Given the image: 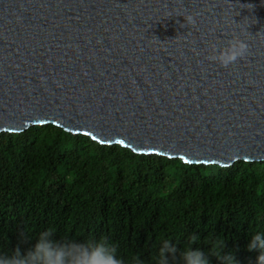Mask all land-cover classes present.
<instances>
[{
	"label": "water",
	"instance_id": "water-1",
	"mask_svg": "<svg viewBox=\"0 0 264 264\" xmlns=\"http://www.w3.org/2000/svg\"><path fill=\"white\" fill-rule=\"evenodd\" d=\"M234 33L246 59H206ZM51 123L187 163L264 161V0H0V133Z\"/></svg>",
	"mask_w": 264,
	"mask_h": 264
},
{
	"label": "trees",
	"instance_id": "trees-1",
	"mask_svg": "<svg viewBox=\"0 0 264 264\" xmlns=\"http://www.w3.org/2000/svg\"><path fill=\"white\" fill-rule=\"evenodd\" d=\"M49 229L59 242L104 237L124 264H158L169 242L170 264H183L191 236L223 237L235 264H251V237L264 234V161L187 163L53 123L2 132L0 255L30 251Z\"/></svg>",
	"mask_w": 264,
	"mask_h": 264
},
{
	"label": "clouds",
	"instance_id": "clouds-1",
	"mask_svg": "<svg viewBox=\"0 0 264 264\" xmlns=\"http://www.w3.org/2000/svg\"><path fill=\"white\" fill-rule=\"evenodd\" d=\"M187 23L195 25L196 21L188 17ZM248 55V43L234 33L220 47L211 43L206 59L217 62L223 68H229L238 60L246 59ZM53 237V230L42 231L30 251L22 252L17 249L12 255H0V264H124L117 256L116 247L104 237L85 243L59 242ZM200 243L204 247L198 246ZM225 248L226 241L223 237H207L201 241L198 236L193 235L179 252V256L183 264H212L210 258L220 264H235L234 253L225 252ZM248 249L260 252L257 258L249 255L248 263L264 264V234H254ZM176 251L170 242L163 244L158 264H170L168 256L175 255Z\"/></svg>",
	"mask_w": 264,
	"mask_h": 264
}]
</instances>
